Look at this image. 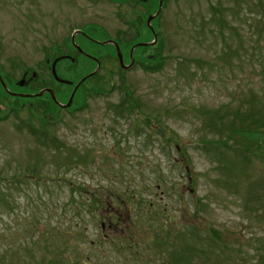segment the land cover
Wrapping results in <instances>:
<instances>
[{
    "label": "rangeland",
    "instance_id": "obj_1",
    "mask_svg": "<svg viewBox=\"0 0 264 264\" xmlns=\"http://www.w3.org/2000/svg\"><path fill=\"white\" fill-rule=\"evenodd\" d=\"M164 1L0 0V264H264V0ZM85 25L132 68L106 56L71 115Z\"/></svg>",
    "mask_w": 264,
    "mask_h": 264
},
{
    "label": "trees",
    "instance_id": "obj_2",
    "mask_svg": "<svg viewBox=\"0 0 264 264\" xmlns=\"http://www.w3.org/2000/svg\"><path fill=\"white\" fill-rule=\"evenodd\" d=\"M107 1L108 2H111L113 4H116L117 3L120 6H123V5H136V7H137V5L139 4V3L136 2V0H107ZM165 1H167V0H165ZM151 13L150 14L148 13V14L151 15ZM79 30L82 31L83 34L85 35V36L79 35L80 36V40L82 41V46H79V47L82 49V51H84L85 53L91 55L92 58L96 59L97 62L100 63L101 69L103 67L102 66V63L105 60V57L106 56H110V58H112V59L114 58V60L118 61L117 55H116V49L113 46L100 45V46L106 47V50H104L102 52V51H98L96 49L98 44H94V43H91V42L86 41L87 40V37H90L94 41L99 42V43H103V44H105L107 41H110V37L108 36V34L103 29H101L100 27L94 26V25H85L84 27H81ZM138 32H139V30H137V34H139ZM84 41H86V42H84ZM87 43H91L92 44V48L85 47ZM116 44L118 46L122 45V43L120 41H117ZM161 47L162 46L160 45L159 48H161ZM108 48H111V50H108L107 51ZM54 54L55 55H53L52 57H48L46 59V62L44 63L46 65L45 67L48 70H50V68H49L50 66L49 65L51 64V62H53L54 60H56L58 57H61V56L65 55L64 51L62 52L60 50V48L58 50H56V52L54 51ZM161 54H162V50H160L159 53L156 56L151 57L150 59L147 58L145 62L139 61L137 65L139 67H141L143 71H146V72H150V71L153 72V73L160 72L161 69H162L163 63H164ZM110 58H109V60H110ZM153 60H155V61L153 63H150ZM75 62L77 63V60L76 59H75ZM89 63H91V60L89 61ZM84 76L85 75L76 77V79H74V80H69V79H66V80L73 82V84L75 85V84L79 83V81ZM97 76H93V77H97ZM39 78L41 79L42 76H39ZM87 80L88 81H92V78H88ZM87 80L85 81V83L82 86V88L84 90L80 89V91L78 92L77 96L75 97V102H74L73 106L70 109L65 110L66 112L70 113L71 115H72V113L74 111H82L83 109H85L88 106V99H91V98H94V97H99V96H105L106 95V92L101 91L100 90V87H97V89H94V88L88 89L87 88L85 90V88H86V85L85 84L88 82ZM121 80H122V86H121V88L123 87V90L125 91V95L123 96V99H122V103L121 104L124 107H125V105H127L129 107V108L128 107L126 108L127 113H123V114L124 115H127V116H131L133 114L132 112H134V111H132V106L133 105H138V103L136 104V101L134 100L131 92L129 90H127V87L125 86V83H124L123 79H121ZM10 83H11L10 84L11 87L16 88L15 87V82H13V80H11ZM36 91H38V89H36ZM9 98H12V97L8 96L4 92L3 88L0 87V104H2V105L8 104L9 105V108L8 109H10L11 112L12 113H15V115L17 116L18 115V112H20L23 109L22 108L23 107L22 102H17V99H15L16 101L6 102ZM38 102L40 103L42 101H38ZM30 105L34 106L31 103H30ZM117 109L118 110L115 111V114L117 116H121L120 115L121 114L120 113V108L118 107ZM45 110H46L45 112L48 113L49 115H53L54 116L56 113L59 114V112L56 109V107H55L54 104L48 105V107ZM0 116H1V121L4 120L5 118H7V117H5V115H4V113L2 111H0ZM46 116H47V114L44 115V118L43 119L40 118V123H41V127L40 128H41V130L34 129L33 136H36V138H38L39 142L40 141L41 142L42 141L43 142H47L46 140H47L48 135H49V132L47 130V126L50 125L51 122H50L49 119L46 118ZM2 197H4L3 194H2Z\"/></svg>",
    "mask_w": 264,
    "mask_h": 264
},
{
    "label": "water",
    "instance_id": "obj_3",
    "mask_svg": "<svg viewBox=\"0 0 264 264\" xmlns=\"http://www.w3.org/2000/svg\"><path fill=\"white\" fill-rule=\"evenodd\" d=\"M151 20H152V19L148 20V23H149ZM72 40H73V44H74V36H73ZM155 41H156V38H155ZM141 46H143V45H141ZM75 47L79 50L80 53H83V52L81 51V49H79L77 46H75ZM135 48H136V47H135ZM133 50H134V49H133ZM117 51H118L117 53H118V59H119L118 62H120L121 67L125 68L124 65H123L122 57H121V55H120V53H119V50L117 49ZM61 60H63V59H62V58L57 59V60L52 64V67H51L52 75H53L54 79L56 80V82H58V83H60V84H64V85H70L71 83H69V82L67 83V81L60 80V79L57 77V75H56V70H55V68H56V64H57L58 62H60ZM98 68H99V66H98ZM128 69H129V67H128ZM70 103H71V101H70Z\"/></svg>",
    "mask_w": 264,
    "mask_h": 264
},
{
    "label": "flooded vegetation",
    "instance_id": "obj_4",
    "mask_svg": "<svg viewBox=\"0 0 264 264\" xmlns=\"http://www.w3.org/2000/svg\"><path fill=\"white\" fill-rule=\"evenodd\" d=\"M87 41H88V40H87ZM2 81H5V80L3 79ZM0 85H1V82H0ZM2 109H3V107H2ZM0 111H3V112H4V110H0Z\"/></svg>",
    "mask_w": 264,
    "mask_h": 264
}]
</instances>
